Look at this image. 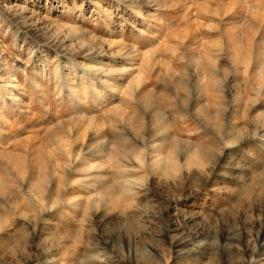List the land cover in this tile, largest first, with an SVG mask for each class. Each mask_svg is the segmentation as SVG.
<instances>
[{
    "label": "rangeland",
    "instance_id": "obj_1",
    "mask_svg": "<svg viewBox=\"0 0 264 264\" xmlns=\"http://www.w3.org/2000/svg\"><path fill=\"white\" fill-rule=\"evenodd\" d=\"M247 263L264 0H0V264Z\"/></svg>",
    "mask_w": 264,
    "mask_h": 264
},
{
    "label": "bare ground",
    "instance_id": "obj_2",
    "mask_svg": "<svg viewBox=\"0 0 264 264\" xmlns=\"http://www.w3.org/2000/svg\"><path fill=\"white\" fill-rule=\"evenodd\" d=\"M177 241V240H176ZM183 241V240H182ZM176 244V243H175ZM184 246V242L183 243H179L177 244V248L183 247ZM259 256V255H258ZM254 263V262H253ZM248 264V263H247Z\"/></svg>",
    "mask_w": 264,
    "mask_h": 264
}]
</instances>
